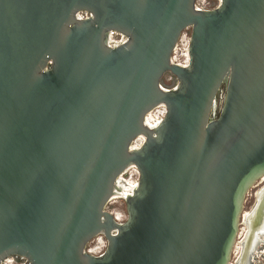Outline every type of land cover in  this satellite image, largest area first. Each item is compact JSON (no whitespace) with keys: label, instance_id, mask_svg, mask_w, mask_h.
Segmentation results:
<instances>
[{"label":"water","instance_id":"1","mask_svg":"<svg viewBox=\"0 0 264 264\" xmlns=\"http://www.w3.org/2000/svg\"><path fill=\"white\" fill-rule=\"evenodd\" d=\"M195 3L0 0V263L229 264L264 177V0ZM113 31L127 40L110 45ZM131 165L119 222L105 208Z\"/></svg>","mask_w":264,"mask_h":264},{"label":"rangeland","instance_id":"2","mask_svg":"<svg viewBox=\"0 0 264 264\" xmlns=\"http://www.w3.org/2000/svg\"><path fill=\"white\" fill-rule=\"evenodd\" d=\"M209 1L212 6H217L219 4V0H207ZM192 35V28L189 27L185 29L182 33V40L179 41L177 50L174 53V60L177 62H184L187 57V48H186V42L190 40ZM188 55V54H187ZM161 84L165 88H173L178 84L177 78L171 74L170 72L166 73L162 80ZM224 95H225V89H223L222 92L218 94L217 97V111L215 117H217L220 113V110L223 105V100H224ZM166 113V108L164 106H159L156 109L153 110V117H152V122L159 123L160 120L165 116ZM144 142V139L139 138V141L137 142L139 146H141ZM139 170L137 169L136 166H133L127 170L123 174V182L120 187L124 185L125 189L121 188L122 195L115 196L112 198L108 204L106 205V210L108 212L113 213L114 215L119 214L121 216L120 222L125 221L128 218V211H127V200L125 198L124 190H128L127 192L130 193L133 189L134 186L137 185V182L139 181ZM128 183V184H127ZM132 183V184H131ZM135 183V184H134ZM120 185V184H119ZM262 186L260 184V181L255 183L249 190L245 202H244V208H243V216L241 217V222H240V230L237 236V241L235 244L234 251L231 256L230 264H240L241 263V253L243 252V248L246 244V236L248 232V222L250 223L249 219L254 215V210L256 207V201H257V195L259 192V188ZM247 215L248 217V222L246 223L245 216ZM251 224V223H250ZM105 243V247H103V244ZM89 248L95 249V254H99L103 252L106 247H107V240L106 238L101 235L96 238H94L91 242H89L88 246ZM244 262L247 261L248 256L244 257ZM253 264H264V252L263 254L259 255L256 259H254Z\"/></svg>","mask_w":264,"mask_h":264},{"label":"flooded vegetation","instance_id":"3","mask_svg":"<svg viewBox=\"0 0 264 264\" xmlns=\"http://www.w3.org/2000/svg\"><path fill=\"white\" fill-rule=\"evenodd\" d=\"M259 192L257 195L256 207L254 215L250 217L248 222L247 215L245 216L246 223L248 222V232L246 236V244L241 253L240 264H253L254 259L264 252V178L260 180ZM248 256L244 262V257Z\"/></svg>","mask_w":264,"mask_h":264},{"label":"built area","instance_id":"4","mask_svg":"<svg viewBox=\"0 0 264 264\" xmlns=\"http://www.w3.org/2000/svg\"><path fill=\"white\" fill-rule=\"evenodd\" d=\"M220 3H221V0H219V4L217 6H212V4L209 1H207V0H196L195 5H196V8L198 10H212V9L217 8L220 5ZM90 16H91L90 13L85 12V11L79 13V17L82 18V19L89 18ZM113 32L115 33L114 38H113L115 40V43L110 42V45L117 46V45H120V44L124 43L127 40V37L125 35H123L121 33H118V32H115V31H113ZM182 38H183V36L181 34L179 41H181ZM190 40H191V38H190ZM190 40L186 42V48H187L186 57H187V59L184 62H177L176 60H174V53H175V51L177 50V47H178V44H177V46H176V48H175V50H174V52L172 54V59L171 60H172L173 63L179 64V65H182V66H188V64L190 63V57H189ZM175 87H173V88H175ZM167 89H171V88H167ZM102 244H103V247H105L106 244L105 243H102ZM90 249L91 248L87 247V251L89 253H92V252H90ZM103 252H101V253H103ZM101 253H99V254H101ZM92 254H94V253H92ZM99 254H95V255H99ZM0 264H31V263L28 260V258H26L25 256L13 255V256H9V257L4 258L1 261Z\"/></svg>","mask_w":264,"mask_h":264},{"label":"bare ground","instance_id":"5","mask_svg":"<svg viewBox=\"0 0 264 264\" xmlns=\"http://www.w3.org/2000/svg\"><path fill=\"white\" fill-rule=\"evenodd\" d=\"M114 35H115V33L114 32H110V36H109V39H110V42H113V43H115V40L113 39L114 38ZM163 106V105H162ZM156 109V108H155ZM152 117H153V110L152 111H150V113L147 115V119H146V122H147V125L149 126V128H156L158 125H159V123L161 122V120H160V122L159 123H156V122H152ZM139 138H142V139H145V137L142 135V136H139L134 142H133V144H132V148L133 149H136V148H138L139 147V145H138V141H139ZM134 165H131V166H129L126 170H125V172H127V170L129 169V168H131V167H133ZM124 172V173H125ZM123 173V174H124ZM123 174H121L120 175V177H119V180H118V182H117V186H116V188H115V190H114V193H113V195H112V197H111V199L112 198H114L115 196H118V195H122V192H121V188L122 189H125V187H124V185L122 186V187H120L121 185H122V182H123ZM264 178V177H263ZM262 178V179H263ZM120 184V185H119ZM128 184V183H127ZM132 184V183H131ZM135 184V183H134ZM137 184H138V182H137ZM136 187H137V185L136 186H134L133 187V189H132V191L130 192V193H128L126 190H124V195H125V198H127V197H129V196H131L132 194H133V192H134V190L136 189ZM110 199V200H111ZM115 217H116V219L119 221L120 220V218H121V216L119 215V214H117V215H115ZM242 217V216H241ZM120 222V221H119ZM240 222H241V220H240ZM239 230H240V225H239ZM239 233V232H238ZM236 241H237V238H236ZM235 244H236V242H235ZM234 248H235V245H234ZM233 251H234V249H233ZM90 252H95V249H90ZM95 254V253H94ZM229 264H230V262H229Z\"/></svg>","mask_w":264,"mask_h":264}]
</instances>
